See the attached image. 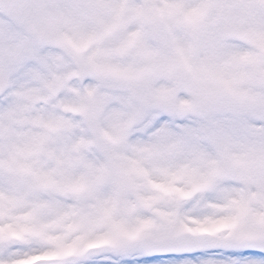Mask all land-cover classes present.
Masks as SVG:
<instances>
[{
    "label": "snow or ice",
    "instance_id": "1",
    "mask_svg": "<svg viewBox=\"0 0 264 264\" xmlns=\"http://www.w3.org/2000/svg\"><path fill=\"white\" fill-rule=\"evenodd\" d=\"M0 264H264V0H0Z\"/></svg>",
    "mask_w": 264,
    "mask_h": 264
}]
</instances>
